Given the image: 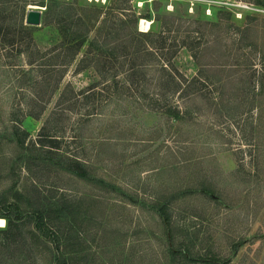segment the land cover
<instances>
[{
  "label": "rangeland",
  "instance_id": "374dc122",
  "mask_svg": "<svg viewBox=\"0 0 264 264\" xmlns=\"http://www.w3.org/2000/svg\"><path fill=\"white\" fill-rule=\"evenodd\" d=\"M74 2L104 11L118 3L144 32V22L149 30L179 18L180 39L200 43L197 59L185 48L176 61L185 90L169 99L181 108L176 118L148 110L152 76L137 96L91 67L79 71L87 43L37 120L27 114L40 112L44 69L24 53L25 34L12 32L13 45L0 38V219L24 224L7 264H264V0H3L0 8L13 30L44 8L31 36L47 49L58 31L55 17L44 24L45 6ZM68 86L77 104L60 102Z\"/></svg>",
  "mask_w": 264,
  "mask_h": 264
},
{
  "label": "trees",
  "instance_id": "16d2710c",
  "mask_svg": "<svg viewBox=\"0 0 264 264\" xmlns=\"http://www.w3.org/2000/svg\"><path fill=\"white\" fill-rule=\"evenodd\" d=\"M74 3V5L67 3L44 5L47 7L44 24L51 25L52 22H49L55 17L54 21L58 31L57 44L47 49L37 46L31 36L37 28L25 26L23 20H21L20 27H15L14 30L10 26H4L9 16L4 15V10L0 8V38L3 39L2 41L13 45L17 40L13 38L12 32L19 30L20 34H25L29 38L28 49L24 53H31L37 67L44 69L41 70V73L43 74L42 83L46 89L41 92L42 96L38 95L40 98L35 97L37 104L41 105L40 112L38 114L28 112L27 117L38 120L43 116L47 105L64 81L69 68L87 43H89V47L80 62L79 71L91 67L97 73L98 78L101 77L100 80H106L111 76L113 81L116 80L115 86L121 85V88H125L130 95V91L133 90L137 96H139L137 91L140 90L146 76H152L156 93L150 99L149 107L151 108L148 110L179 117L182 114L181 108L175 105V108L172 109L169 100L176 95L178 98L175 100H180L179 98L184 96L185 92L182 89L181 76L176 69V61L185 48L191 51L194 49L191 57L197 59L195 49L200 46L198 39L193 42L194 46H187L184 38L180 39V30L174 29V27H178L177 24L180 27L181 20L172 18L174 25L170 27L166 20L156 19L151 28L144 32L139 28L141 18L134 12L128 15L120 14L122 6L118 3L112 7L108 6L107 11L97 7L77 6L76 2ZM157 21L160 26L158 30H155L154 25ZM103 38L104 41L101 42ZM109 39L115 40L110 41ZM169 39H171V47H167ZM30 65H33V61L30 62ZM121 74L126 77L125 82L129 87L131 85L136 87L128 88L126 83L119 81L117 78ZM191 84L194 85V83ZM75 91L74 87L68 86L62 93L60 102L77 104L78 96ZM90 91L88 89V92ZM96 98V94H93L87 96L86 101L90 102ZM47 122L51 123V118ZM46 125L47 123L44 126ZM44 130L45 127L42 128V131ZM81 173L85 174L82 170ZM5 218L7 219L6 227H4L5 221L0 219V227H4L0 228V264H3L4 260L7 264L8 255H12L9 245L19 243L23 237V222H14L9 216H5ZM33 238L39 239L35 234H33ZM65 254H69V252L61 253L63 256Z\"/></svg>",
  "mask_w": 264,
  "mask_h": 264
},
{
  "label": "water",
  "instance_id": "95a60500",
  "mask_svg": "<svg viewBox=\"0 0 264 264\" xmlns=\"http://www.w3.org/2000/svg\"><path fill=\"white\" fill-rule=\"evenodd\" d=\"M44 10L45 9L42 7H37L35 9L28 10L25 21L26 25L33 27L41 26Z\"/></svg>",
  "mask_w": 264,
  "mask_h": 264
},
{
  "label": "bare ground",
  "instance_id": "6f19581e",
  "mask_svg": "<svg viewBox=\"0 0 264 264\" xmlns=\"http://www.w3.org/2000/svg\"><path fill=\"white\" fill-rule=\"evenodd\" d=\"M145 24H146V22H144V23L142 24V25H143V28H144L145 31H148V29L146 30V29H145L146 27H144ZM145 26H146V25H145Z\"/></svg>",
  "mask_w": 264,
  "mask_h": 264
}]
</instances>
